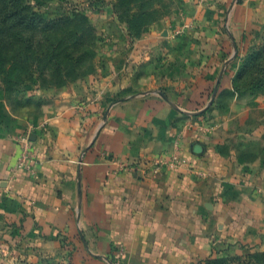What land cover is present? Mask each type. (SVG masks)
Wrapping results in <instances>:
<instances>
[{
  "label": "crops",
  "instance_id": "obj_1",
  "mask_svg": "<svg viewBox=\"0 0 264 264\" xmlns=\"http://www.w3.org/2000/svg\"><path fill=\"white\" fill-rule=\"evenodd\" d=\"M233 1L206 0L232 6L231 41L264 36V0ZM155 39L122 54L131 65L112 64V78L63 88L39 120L0 90V264H207L264 250V160L200 123L221 51H200L192 81L138 83L132 66L164 53L148 49Z\"/></svg>",
  "mask_w": 264,
  "mask_h": 264
},
{
  "label": "rangeland",
  "instance_id": "obj_2",
  "mask_svg": "<svg viewBox=\"0 0 264 264\" xmlns=\"http://www.w3.org/2000/svg\"><path fill=\"white\" fill-rule=\"evenodd\" d=\"M206 3L0 0V90L16 113L39 120L54 108L49 99L66 86L93 77L112 78V64L120 69L124 62L131 65L121 55L139 50L144 37L159 38L148 49L164 53L132 66L138 83L167 75L192 81L197 76L193 68L203 61L200 51L219 49L220 56L209 59L214 69L200 123L220 139L222 148L234 146L240 155L263 161L264 36L244 34L241 43H233L225 27L232 6ZM240 51L246 55L241 57ZM232 62L231 70L237 72L229 74L226 68ZM224 80L230 86L220 89ZM223 260L222 264H264V250L250 249Z\"/></svg>",
  "mask_w": 264,
  "mask_h": 264
},
{
  "label": "trees",
  "instance_id": "obj_3",
  "mask_svg": "<svg viewBox=\"0 0 264 264\" xmlns=\"http://www.w3.org/2000/svg\"><path fill=\"white\" fill-rule=\"evenodd\" d=\"M247 71V70H246ZM245 75H246V72H245ZM243 75V77L245 76ZM227 256H219V257H215V258H212L210 259L207 264H222L223 263V259L226 258Z\"/></svg>",
  "mask_w": 264,
  "mask_h": 264
},
{
  "label": "built area",
  "instance_id": "obj_4",
  "mask_svg": "<svg viewBox=\"0 0 264 264\" xmlns=\"http://www.w3.org/2000/svg\"><path fill=\"white\" fill-rule=\"evenodd\" d=\"M173 158L177 159L178 158V155H175ZM25 159H26V162H29V161L32 162L33 157L28 154V156H26ZM155 164H160V161L159 160L158 161L155 160ZM132 169L134 170L133 167H132ZM119 264H126V263L121 262Z\"/></svg>",
  "mask_w": 264,
  "mask_h": 264
}]
</instances>
